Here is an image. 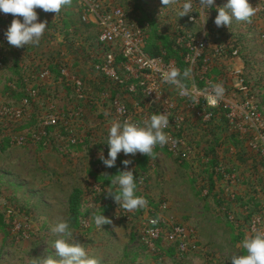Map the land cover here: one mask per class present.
Returning <instances> with one entry per match:
<instances>
[{
    "label": "rangeland",
    "instance_id": "1",
    "mask_svg": "<svg viewBox=\"0 0 264 264\" xmlns=\"http://www.w3.org/2000/svg\"><path fill=\"white\" fill-rule=\"evenodd\" d=\"M101 1L123 10L126 26L158 69H191L182 80L191 95H180L158 70L128 73L119 47L102 46L97 23L82 19L79 0L56 15L43 12L54 21L43 33L42 51L22 53L18 63L36 66L35 87H29L25 69L24 83L17 85L14 54L4 61L0 54L5 264H31L34 257L55 254L51 229L58 220L69 223L71 242L103 264H231L230 257L244 251L245 236L264 232V0H249L255 9L249 21L219 28L215 8L206 12L194 4L193 12L177 17L183 0L169 7L161 0ZM225 2L215 0L219 6ZM43 69L45 78L39 77ZM218 83L225 92L213 106L211 86ZM159 112L169 117L164 146L150 156L120 153L114 167L103 165L99 155L107 158L112 122L143 121ZM124 159L132 160L136 194L147 200L132 212L106 194ZM75 188L77 214L67 206ZM100 213L112 223L97 227L93 216ZM151 215L184 225L193 247L179 254L174 244L158 241L159 255L144 247L143 223Z\"/></svg>",
    "mask_w": 264,
    "mask_h": 264
},
{
    "label": "clouds",
    "instance_id": "2",
    "mask_svg": "<svg viewBox=\"0 0 264 264\" xmlns=\"http://www.w3.org/2000/svg\"><path fill=\"white\" fill-rule=\"evenodd\" d=\"M71 2L72 0H0V12L13 16L4 31L7 43L17 48L29 44L38 45L47 25L44 20H39L35 9L39 8L44 12H52L56 15L62 7L70 5ZM161 3L164 7H169L174 5L175 0H161ZM194 4L206 12L210 8H215L217 14L213 22L218 28L229 27L233 20L249 21L255 14V9L249 0H226L222 6L216 5L215 0H183L180 8L176 10L177 17L193 12ZM17 17H22V20ZM206 19L207 16L204 22ZM158 71H160L161 80L175 85L180 90V95H191L187 86L182 82L190 76L191 69H185L181 73L177 67L170 66L167 70L158 69ZM224 92L222 84L212 85L209 103L214 106L223 97ZM119 111L124 112V108L121 107ZM168 126L169 117L163 112L153 113L143 121L131 119L114 121L108 129L105 142L108 147L107 158L101 152L99 159L105 167L112 168L120 153L133 157L137 153L150 156L153 154L154 148L162 147L168 142L169 136L164 131ZM121 163L124 165V170L113 175L110 181L113 187L108 189L106 194L127 212L145 208L147 200L136 194L137 184L134 168L128 167L132 164V160L124 159ZM93 220L97 227L112 223L108 217L101 213L94 215ZM51 231L57 235L52 244L55 254L34 257L31 264H99V261L89 255L82 244L71 242L73 233L70 231L67 221L58 220ZM241 247L244 251L232 255L230 257L231 264H264V232L255 231L253 234L245 236Z\"/></svg>",
    "mask_w": 264,
    "mask_h": 264
},
{
    "label": "built area",
    "instance_id": "3",
    "mask_svg": "<svg viewBox=\"0 0 264 264\" xmlns=\"http://www.w3.org/2000/svg\"><path fill=\"white\" fill-rule=\"evenodd\" d=\"M101 0H79V9L83 10L82 19L90 20L93 18L99 27L98 42L106 47H119L125 70L138 77L144 71L158 70V61L150 58L145 54L141 41L129 31L125 23L124 12L118 6H106ZM109 8L108 12H101L103 8ZM38 13V18L43 15V10L35 9ZM22 20V17H17ZM13 16L0 12V49L11 46L7 43L4 37V31L10 24ZM15 47V46H14ZM108 63H111V56H108ZM61 73L66 75L65 70L61 68ZM48 74L46 69H43L39 77L45 78ZM80 85L79 81L75 82ZM148 93H151L150 91ZM121 108V107H120ZM118 113L125 116L124 112ZM126 120V119H125ZM53 123L54 120H51ZM188 230L182 224H170L161 218L151 215L143 223V231L140 237V243L152 252L159 254V249L156 246L158 241H166L175 245L179 254L185 253L190 247L188 242Z\"/></svg>",
    "mask_w": 264,
    "mask_h": 264
},
{
    "label": "crops",
    "instance_id": "4",
    "mask_svg": "<svg viewBox=\"0 0 264 264\" xmlns=\"http://www.w3.org/2000/svg\"><path fill=\"white\" fill-rule=\"evenodd\" d=\"M45 16H47V17H43L42 15L39 17V20H44L46 22V25H47V27H46V29L44 31V34H45V32L49 31V26H51L52 22L54 21V18H53L52 15H45ZM59 21L62 22L63 18H60ZM89 22L92 23L93 22V18H90ZM90 23H88V24H90ZM43 36H45V35L41 36L39 43H42L44 40H47L46 36L45 37H43ZM42 37H43V41H41ZM38 46H40V45L39 44L38 45L29 44V45H26V46H23V47H20V48H17V47H14V46H7V47H3V48L0 49V54H2V56H1L2 58H4L6 56V54H9V53L10 54H14V56L11 57L10 59L12 60L11 61L12 62V67L16 71V84L17 85H19V86L23 85L24 82L21 79V74L23 75L22 71H23V69H25L24 71L26 72V74L28 76L27 77L28 78L27 82L29 81L28 82L29 87L30 86H31V88L35 87L36 83L34 82V79L36 77V66L33 64V65L26 66L27 68L26 67L23 68L22 65H20L18 63H19L20 54H22V53L33 54L35 52H38V53L41 52L42 49L39 48ZM56 49H58V47H56ZM63 49H64V47H63ZM58 50L61 51L62 48H59ZM51 51H53V50H51ZM6 57L3 59V61L5 59H7ZM15 62H16V65H15ZM66 64H67L68 67L72 66V64H70L68 61H66ZM80 66H82V64L78 63L77 67H80ZM53 68H54V66H53ZM47 255H54V254L49 252V253L45 254V256H47ZM5 262H7L6 261V256L5 257L2 256L1 255V251H0V264H5ZM11 262H12V260L10 261V263ZM99 264H103V263L99 261ZM114 264H116V263H114Z\"/></svg>",
    "mask_w": 264,
    "mask_h": 264
},
{
    "label": "trees",
    "instance_id": "5",
    "mask_svg": "<svg viewBox=\"0 0 264 264\" xmlns=\"http://www.w3.org/2000/svg\"><path fill=\"white\" fill-rule=\"evenodd\" d=\"M146 50L150 52V48L147 45H146ZM152 54L158 55L155 52H152ZM179 61H180V59H179ZM15 65H16V62H15ZM180 65H181V63H180ZM181 67L183 69L185 68V66H182V65H181ZM79 195H80L79 194V190L77 188L72 189V191L70 192V194L68 196V201H67L68 211L70 213L77 214L79 212V210H78L79 209V205H80V197H79ZM3 226H5V224H4V220L2 218V215L0 213V227H3Z\"/></svg>",
    "mask_w": 264,
    "mask_h": 264
}]
</instances>
